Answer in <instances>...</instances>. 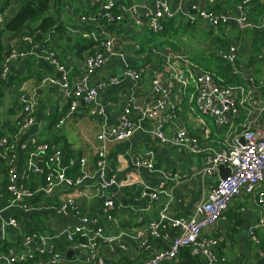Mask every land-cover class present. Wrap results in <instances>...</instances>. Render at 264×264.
Masks as SVG:
<instances>
[{"label": "crops", "instance_id": "crops-1", "mask_svg": "<svg viewBox=\"0 0 264 264\" xmlns=\"http://www.w3.org/2000/svg\"><path fill=\"white\" fill-rule=\"evenodd\" d=\"M63 1L64 11L59 20L62 32L49 34L41 42L32 44L22 40L28 35L27 30H22L24 36L20 35L21 31L2 36L5 54L10 50L31 54L11 64L0 89V138H10L14 142L17 183L28 189L38 190L44 185L45 157H49L54 151L59 153L61 168L67 177L73 180L82 175L86 177L77 186L63 185L56 188L50 196L36 195L30 202V210H24L21 204L10 203L6 190V165L0 160V247L8 243L12 246L9 250L24 254L27 251L23 246L24 237L42 236L45 238L46 253L31 264H43L51 255H58L56 264H91L85 252L75 249L66 239V234L79 223V216L83 215L94 221L103 230V235H121L108 245L100 243L99 251L105 264H136L154 252L166 250L174 236L169 230L167 239L150 237L144 231L146 225L158 219L159 213L164 209L167 215L174 218L190 217L194 205L206 199L218 178L196 174L204 165L205 154L181 156L172 147L161 144L153 137L151 131L154 122L141 119L139 113L134 112L137 130L132 136L124 141L107 144L108 157L111 159L107 169L116 182L106 191L115 204V222L108 221L94 175L95 147L98 145L96 136L102 128L117 126L126 105L136 107L139 102L144 106L155 76L162 81L167 80L169 69L162 59L154 55L157 48L173 53L177 58L175 67L187 81L185 87H177L170 97L174 109L173 118L164 125L167 134H172L175 126L182 123L187 132L198 139L201 148L225 149L231 137L244 129L264 132V102L261 100L264 95V28L260 25L264 18V0H254L249 4L248 15L253 25L245 30H240L232 20L212 28L191 10L194 4L192 0H169V7L176 15L173 20L164 22L161 32L165 33L162 35L153 33L147 25L150 14L154 12L152 0L139 7L136 15L139 24L133 20L110 24L100 17H96L94 21H82V18L96 16L104 0ZM130 1L132 0H116V3L126 5ZM240 1L216 0L211 6L206 1L199 6L215 14L237 17V5ZM55 3L56 0H53L54 6ZM17 8L16 2L11 1L0 13L1 28L16 14ZM144 32H149L151 36L146 37ZM89 34L96 40L120 39V48H115L125 54L123 58H111L95 72L90 78L91 85L112 76L121 78V82L99 91L94 103L77 100L75 110L66 118L71 98L66 97L62 85L66 82L71 87L84 72V59L95 52L94 47L84 48L90 39L85 35ZM152 34L160 36L162 41L158 42ZM229 43L234 44L237 49L238 73L233 74L223 66L218 69L211 66L214 79L220 85L233 89L237 98L239 111L233 119L232 131L228 133L226 128L216 126L212 116L197 110L195 77L199 72L210 74L196 64L199 57L203 56L209 61L217 59L220 64L225 65L219 52L225 50ZM47 45L48 49L45 47ZM135 46H139V49L136 50ZM49 49L56 55L63 67L62 71L55 70L47 60ZM125 66L143 70L138 80L122 78ZM58 73H61L60 78L57 77ZM46 78L54 79L57 83L44 82ZM248 79L252 80V85ZM26 103L33 104L35 120L27 130L16 134L17 123L23 118V106ZM60 120L64 121L62 125H58ZM31 139L39 144L49 145L50 150L44 155L31 158L34 150ZM148 152L152 154L155 168L164 175H154L134 165L135 157ZM70 158L76 162L82 158L85 164L82 168L77 163L70 165ZM30 160L41 172H30L26 176ZM220 176L219 171L218 177ZM143 189L161 190L165 193L159 194L156 200H151L141 194ZM260 191L264 196V180ZM69 197L74 198L80 215L57 212L58 206ZM226 216L225 221L202 230L204 237L221 238L214 246L216 256L224 264H264V229H257V234L261 237V244L258 246L247 236V229L256 225L259 218L264 219V211L258 206L257 197L242 194L231 199ZM11 219L17 222V227L9 225ZM37 243L34 239L33 246ZM2 254L4 253L0 255ZM188 255L192 259L190 262ZM0 264L5 263L0 259ZM162 264H204V261L183 249L176 258Z\"/></svg>", "mask_w": 264, "mask_h": 264}, {"label": "built area", "instance_id": "built-area-1", "mask_svg": "<svg viewBox=\"0 0 264 264\" xmlns=\"http://www.w3.org/2000/svg\"><path fill=\"white\" fill-rule=\"evenodd\" d=\"M147 1L140 0V2H137L132 0L128 4L123 5L117 4L116 0H104L96 16L82 18V21H94L96 17H100L110 24L123 20H133L136 24H139L140 22L136 20L137 11L141 4H146ZM186 1L188 0H181V2ZM192 1L194 4L191 6V10L212 28L227 24L230 20L234 21L240 30H245L253 25L248 15V9L249 4L254 0H241L237 5L239 13L237 17L215 14L199 6L200 3L206 1L211 6L216 0ZM152 2L154 4V12L150 14L147 25L153 33H160L164 28V22L173 20L176 13L170 9L169 0H152ZM260 25L264 28V18ZM85 37L98 41L92 34L85 35ZM22 40L32 44L33 37L26 35ZM94 49L95 52L84 59V72L76 79L72 86L69 87L66 82L62 85L65 89L66 97L71 98L69 108L65 114L66 118H69L75 110L77 100H81L84 103H94L99 91L121 82V78L112 76L99 81L95 85H91L90 78L92 75L100 70L111 58H123L125 56V54L116 50L112 39L101 40ZM135 49L138 50L139 46H135ZM30 54L29 52L23 51H8L0 62V82L6 80L12 63L27 58ZM154 55L162 59L168 66L169 72L167 80L162 81L158 76H155L151 81V90L144 106L134 107L132 104L126 105L122 110L117 126L102 128L96 136L98 145L95 147L96 161L94 175L97 178L99 197L103 200L104 212L108 221H114L113 212L115 204L112 197L107 195L106 191L111 186H114L116 182L111 171L107 169L111 161L108 157L107 144L124 141L132 136L137 130L133 113L137 112L141 119H148L154 122L151 134L161 144L172 147L181 156L205 154L203 159L204 165L196 174L201 177L216 176L218 181L211 188L206 199L194 205L190 217L174 218L167 215L164 209L159 213L158 219L146 225L144 231L150 237L167 239L169 230L173 231L174 236L170 246L166 250L154 252L150 257L136 264H162L165 261L169 262L176 258L183 249L189 250L191 256L201 258L204 264H224L223 260L218 258L214 251V246L221 241V238L204 237L202 236V230L213 226L219 221H225L227 219L226 211L228 202L242 194L256 196L258 206L262 212L264 211V196L260 191V185L264 180V132L253 131L249 128L244 129L231 137L225 149L201 148L198 139L191 136L182 123L175 126L172 134H167L164 130V125L168 120L173 118L172 113L174 109L170 102V97L177 87H185L187 81L185 76L175 67L174 62L177 58L174 57L172 52L157 48L154 50ZM219 57L230 67L233 74L238 73L236 68L237 49L234 44L229 43L225 50L219 52ZM46 58L55 70H63L53 51L47 52ZM142 72V69L135 70L125 66L122 72V78L136 81ZM43 81H48L53 84L57 83L54 79L49 78ZM248 82L251 85L253 84L251 79H248ZM195 90V106L197 110L212 116L218 128H226L228 133L232 131L233 119L239 111L234 90L220 85L211 74L204 72L196 74ZM34 120V106L31 103H26L23 106V118L17 123L16 134H21L27 130L33 125ZM63 122V120H60L58 125H62ZM31 143L34 146L31 158L44 155L50 150L49 145L39 144L35 139H31ZM22 147L24 148L25 146L23 145ZM14 150L15 144L10 138H0V160H3L6 165V190L10 196V203L21 204L24 210H30L32 206L30 202L36 195L50 196L56 188L63 185L67 187L77 186L86 177L82 175L75 180L67 177L63 168H61L60 155L54 151L49 157H45L44 166L46 172L44 185L38 190L28 189L17 183V175L14 170L16 162ZM152 158L151 153H145L141 157L134 158V165L146 169L151 174L164 175L163 172L155 168ZM68 161L70 165L77 163L80 168L85 164V160L82 158H79L77 162L72 158ZM220 166L229 170L225 178L218 177ZM38 171L41 172L30 160L26 176L30 172ZM163 193L165 192L161 190L148 191L143 189L141 191L143 196H148L151 200H156L158 195ZM57 212L80 215L79 209L72 197L67 198L59 205ZM79 217V223L66 234L67 241L75 249L84 251L87 260L91 264H105V260L99 251L100 243L108 245L116 239H119L121 235L116 237L105 236L103 235V230L96 226L94 221H90L83 215ZM9 225L13 227L18 226L14 219L9 221ZM257 229H264V219L262 217L258 219L256 225L250 226L247 229L249 240L256 246L261 243ZM2 239L4 240V236H2ZM34 239L38 242L35 246H33ZM23 246L27 248L24 254L9 250L7 254L0 255V259L5 264H17L27 262L36 255L42 256L46 253L45 238L42 236H25ZM58 258V255H51L50 259L43 264H56Z\"/></svg>", "mask_w": 264, "mask_h": 264}, {"label": "trees", "instance_id": "trees-1", "mask_svg": "<svg viewBox=\"0 0 264 264\" xmlns=\"http://www.w3.org/2000/svg\"><path fill=\"white\" fill-rule=\"evenodd\" d=\"M11 1L16 2L18 8L16 14L4 25V27H0V62L5 56L4 47L2 44V36L6 33H17L21 31L20 35L24 36L25 33L22 30H27L26 34L33 36V42L39 43L41 42L40 40H43L45 37H47V35L58 34L63 31L62 25L59 23L61 13L64 11L65 3L63 0H56L55 6L53 4V0H0V13H2L7 8V6H9ZM31 23L33 24L32 26L30 25ZM164 33L165 32H161L158 34L162 35ZM100 41L101 40L94 41L90 38L89 42L87 41V45L84 46V48L87 49L95 47ZM45 47L47 49L49 48L48 45ZM49 51L52 50L49 49ZM196 64L200 66V68L204 69L205 72H211L212 65H214L216 69L221 68L222 66L228 71L230 69L226 63L225 65H222L219 63V61H217V59H211L209 61L208 59H204L203 56L196 60ZM3 84L4 82H0V89ZM10 247H12L10 244L4 243L0 247V254H7ZM184 252L185 254H188L187 251L184 250ZM38 257L39 256L36 255L26 263L31 264ZM187 259L189 262L192 261L189 255L187 256Z\"/></svg>", "mask_w": 264, "mask_h": 264}, {"label": "water", "instance_id": "water-1", "mask_svg": "<svg viewBox=\"0 0 264 264\" xmlns=\"http://www.w3.org/2000/svg\"><path fill=\"white\" fill-rule=\"evenodd\" d=\"M120 43H121L120 39H114L113 40V45L116 48H120ZM57 77L60 78L61 77V73H58ZM261 100L264 102V95L262 96ZM135 106L136 107H140L141 103L138 102ZM219 171H220V174H221V176H220L221 178H225L228 175V172H229V170L227 168L223 167V166L219 167ZM170 233L173 234V231H171Z\"/></svg>", "mask_w": 264, "mask_h": 264}, {"label": "rangeland", "instance_id": "rangeland-1", "mask_svg": "<svg viewBox=\"0 0 264 264\" xmlns=\"http://www.w3.org/2000/svg\"><path fill=\"white\" fill-rule=\"evenodd\" d=\"M144 35H145L146 37H150V36H151V34H150L149 32H144ZM152 35L154 36V38H156V40H157L158 42L162 41V38H161L160 36H158V35H156V34H152ZM210 74L215 75L213 72H210Z\"/></svg>", "mask_w": 264, "mask_h": 264}, {"label": "bare ground", "instance_id": "bare-ground-1", "mask_svg": "<svg viewBox=\"0 0 264 264\" xmlns=\"http://www.w3.org/2000/svg\"><path fill=\"white\" fill-rule=\"evenodd\" d=\"M71 85V84H70Z\"/></svg>", "mask_w": 264, "mask_h": 264}]
</instances>
